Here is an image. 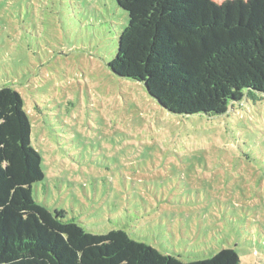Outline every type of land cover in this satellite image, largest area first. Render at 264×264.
Wrapping results in <instances>:
<instances>
[{
	"label": "rangeland",
	"instance_id": "rangeland-1",
	"mask_svg": "<svg viewBox=\"0 0 264 264\" xmlns=\"http://www.w3.org/2000/svg\"><path fill=\"white\" fill-rule=\"evenodd\" d=\"M229 1L200 3L211 45L248 18ZM127 23L116 0H0V85L21 93L43 156L35 199L184 261L232 247L264 264V97L170 113L108 66Z\"/></svg>",
	"mask_w": 264,
	"mask_h": 264
},
{
	"label": "trees",
	"instance_id": "trees-1",
	"mask_svg": "<svg viewBox=\"0 0 264 264\" xmlns=\"http://www.w3.org/2000/svg\"><path fill=\"white\" fill-rule=\"evenodd\" d=\"M201 1L116 0L128 23L108 66L142 83L170 113L217 117L264 97V0L227 2L248 18L215 35L229 37L215 45L212 23L196 17ZM44 178L24 98L0 85V264H241L232 247L184 261L122 228L93 232L35 199L33 186Z\"/></svg>",
	"mask_w": 264,
	"mask_h": 264
}]
</instances>
